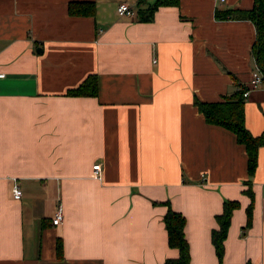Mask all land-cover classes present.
I'll use <instances>...</instances> for the list:
<instances>
[{"label": "crops", "instance_id": "crops-1", "mask_svg": "<svg viewBox=\"0 0 264 264\" xmlns=\"http://www.w3.org/2000/svg\"><path fill=\"white\" fill-rule=\"evenodd\" d=\"M254 1L179 0L135 23L116 10L138 0H0V264L176 260L167 203L186 221L190 264H220L211 235L225 200L239 208L221 264H264V146L244 230L245 148L193 104L222 101L236 82L249 92L246 129L264 132V88L251 85L255 26L215 17ZM72 3L93 14L69 15ZM90 76L96 97L67 95Z\"/></svg>", "mask_w": 264, "mask_h": 264}, {"label": "trees", "instance_id": "trees-1", "mask_svg": "<svg viewBox=\"0 0 264 264\" xmlns=\"http://www.w3.org/2000/svg\"><path fill=\"white\" fill-rule=\"evenodd\" d=\"M179 0H154L148 3L147 0H138L135 7V23H150L153 21L155 12L161 7H177ZM93 4L72 3L68 7L71 16H90L93 14ZM216 19L220 20H247L254 24L256 30V40L252 47V55L255 62V70L261 76V86L264 88V0H255L254 7L250 11L225 10L215 11ZM236 91L226 95L220 102L204 103L194 99V106L203 115L206 124L224 128L236 137V142L243 145L247 156L248 180L245 182L247 189L243 192L251 202L246 209L247 222L244 230L250 228L252 223L253 193L252 177L255 174L258 163V150L264 146V132L260 136H252L245 127L244 122V93L246 88L235 82ZM71 97H96L97 80L96 77H88L77 89L69 91ZM168 210L163 217V223L167 232L168 246L179 251L176 260H167L164 264H190L189 246L184 236L185 219L182 215L171 210L169 203L166 204ZM239 208V203L225 200L223 211L216 216L218 229L212 232L211 241L215 249L218 262L221 264L224 255V241L227 237L228 229L233 211ZM58 259H61L62 247L57 245Z\"/></svg>", "mask_w": 264, "mask_h": 264}, {"label": "built area", "instance_id": "built-area-1", "mask_svg": "<svg viewBox=\"0 0 264 264\" xmlns=\"http://www.w3.org/2000/svg\"><path fill=\"white\" fill-rule=\"evenodd\" d=\"M218 2L224 3L225 0H218ZM117 16L118 17H128V18H133L135 16V10H133L132 8H130L128 5L126 4H120L117 7L116 10ZM4 74L0 73V79L3 78ZM262 83V79L261 76L257 73H254L253 75V80H252V88L255 89L257 88L259 85H261ZM249 92L246 90V92L244 93V98H246L248 96ZM93 170V174L95 175V177L99 178L100 174H101V165L100 164H96L92 167ZM12 192V197L14 200H20V198L22 197V192L18 186L17 183L13 184V187L11 189ZM63 221V212H62V208L60 206H58L55 210V214L53 216V218L51 219V224L53 226H58L62 223Z\"/></svg>", "mask_w": 264, "mask_h": 264}]
</instances>
